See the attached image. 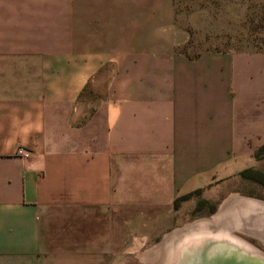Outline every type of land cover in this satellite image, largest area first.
<instances>
[{"label":"crops","instance_id":"crops-1","mask_svg":"<svg viewBox=\"0 0 264 264\" xmlns=\"http://www.w3.org/2000/svg\"><path fill=\"white\" fill-rule=\"evenodd\" d=\"M188 38L174 0H0V264H125L252 165L264 51Z\"/></svg>","mask_w":264,"mask_h":264},{"label":"rangeland","instance_id":"rangeland-1","mask_svg":"<svg viewBox=\"0 0 264 264\" xmlns=\"http://www.w3.org/2000/svg\"><path fill=\"white\" fill-rule=\"evenodd\" d=\"M174 4L175 23L189 34L188 41L181 47L185 53L193 55L221 49L264 51V0H174ZM244 170L250 172L241 175ZM244 170L229 177L221 191L210 195L206 203L198 202L195 197L179 203L173 226L165 234L195 220L209 219L232 195L264 202V157L254 160ZM228 230L264 254V244L258 239L233 226ZM160 239L136 240L127 249L125 264H147L148 260L143 261L142 256L149 253ZM149 261L157 264L153 258Z\"/></svg>","mask_w":264,"mask_h":264},{"label":"bare ground","instance_id":"bare-ground-1","mask_svg":"<svg viewBox=\"0 0 264 264\" xmlns=\"http://www.w3.org/2000/svg\"><path fill=\"white\" fill-rule=\"evenodd\" d=\"M228 226L264 244V202L232 195L212 217L173 230L142 259L147 264L151 258L157 264H264V255L232 235Z\"/></svg>","mask_w":264,"mask_h":264},{"label":"trees","instance_id":"trees-1","mask_svg":"<svg viewBox=\"0 0 264 264\" xmlns=\"http://www.w3.org/2000/svg\"><path fill=\"white\" fill-rule=\"evenodd\" d=\"M197 54V53H196ZM254 157L256 159H259V158H263L264 157V144L261 145L256 151H255V154H254ZM247 172H250L249 170H244L241 172V175H244L245 173ZM191 194H186V195H183V196H180L179 198H177L176 200H174V207L176 206L177 204V200H184V199H187Z\"/></svg>","mask_w":264,"mask_h":264},{"label":"built area","instance_id":"built-area-1","mask_svg":"<svg viewBox=\"0 0 264 264\" xmlns=\"http://www.w3.org/2000/svg\"><path fill=\"white\" fill-rule=\"evenodd\" d=\"M15 154L26 159L29 157V152H27L26 150H24L23 148L21 147H18L15 151Z\"/></svg>","mask_w":264,"mask_h":264},{"label":"water","instance_id":"water-1","mask_svg":"<svg viewBox=\"0 0 264 264\" xmlns=\"http://www.w3.org/2000/svg\"><path fill=\"white\" fill-rule=\"evenodd\" d=\"M182 227H184V226H182ZM182 227H181V228H182ZM172 231H173V230H172ZM172 231H170V232L164 234V235L161 237V239L158 241V243H157L156 246H157V247L162 246L163 243L167 240L168 236H169V235H172ZM154 247H155V246H154ZM261 255L263 256L264 254L261 253Z\"/></svg>","mask_w":264,"mask_h":264}]
</instances>
